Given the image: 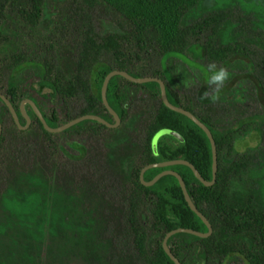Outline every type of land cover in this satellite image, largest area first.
Returning <instances> with one entry per match:
<instances>
[{
	"label": "trees",
	"instance_id": "obj_1",
	"mask_svg": "<svg viewBox=\"0 0 264 264\" xmlns=\"http://www.w3.org/2000/svg\"><path fill=\"white\" fill-rule=\"evenodd\" d=\"M202 1L0 0V93L22 126L26 121L19 105L25 99L52 128L83 115L113 124L100 95L105 76L117 70L159 78L168 101L207 126L217 153L216 180L209 187L183 165L144 174L150 181L164 170L178 173L211 225L207 238L171 236L170 252L181 264H264V210L250 178L264 159V148L258 153L235 148L251 132H264V24L230 8L193 18ZM103 20L114 28L101 31ZM224 27L232 36L227 43L219 38ZM189 52L200 57L201 67L210 62L244 66L230 79L241 86L240 115L207 111L222 102L223 94L215 103L204 98L208 86L201 70L194 98L166 80L162 66ZM106 99L120 119L118 128L88 120L58 134L46 132L28 105L30 124L20 130L0 99V237L18 229L26 254V241L40 247L43 238L61 236L68 251L86 264H174L162 248L165 234L178 228L205 233L207 228L188 207L175 177L145 187L139 173L149 164L185 160L210 181L209 140L190 119L162 103L155 82L134 84L115 76ZM135 118L137 129L129 140L136 150L121 172L110 163L106 143ZM165 130L183 141L163 134L154 152L152 140ZM234 183L249 189L242 202L231 199Z\"/></svg>",
	"mask_w": 264,
	"mask_h": 264
},
{
	"label": "rangeland",
	"instance_id": "obj_2",
	"mask_svg": "<svg viewBox=\"0 0 264 264\" xmlns=\"http://www.w3.org/2000/svg\"><path fill=\"white\" fill-rule=\"evenodd\" d=\"M215 8H230L235 14L249 15L254 17L259 24H264V0H203L192 17L195 18ZM99 25L103 32L114 28V24L107 20L101 21ZM219 38L223 43L231 41L232 36L229 27L221 29ZM176 58L169 60L167 67L162 66V73L170 84L175 83L183 93L194 98L196 90L202 82L201 72L197 68V65L201 64L200 57L189 52L186 56L179 55ZM227 69L232 74V72L242 71L244 66L241 63H234ZM237 87L241 86L229 80L222 91V102L214 106H208L207 111H214L219 114L223 112L224 115L231 118H235L237 114L240 115L242 107L238 104L244 100V97ZM138 114L140 115V112ZM139 115L135 116L139 117ZM137 121L138 119L135 118L126 123L112 133L106 143L107 152L110 154L109 161L118 171L124 172L126 170L130 159L135 153L136 147L134 142L129 140V133L137 129ZM235 148L239 153L248 150H253L255 153L262 151L264 148V132L263 134L258 131L251 132L238 140ZM250 178L254 180L256 203L264 210V159L250 173ZM248 193L249 189L246 186L234 183L231 190V199L242 202ZM58 207L59 205L56 206V208ZM22 235L24 234L14 228L7 235L0 237V264H86L80 255L77 259L76 255L68 251L69 244L61 236L43 238L40 247L38 243L31 242L29 244L26 241L29 250L24 254L22 246L25 241L21 239Z\"/></svg>",
	"mask_w": 264,
	"mask_h": 264
},
{
	"label": "water",
	"instance_id": "obj_3",
	"mask_svg": "<svg viewBox=\"0 0 264 264\" xmlns=\"http://www.w3.org/2000/svg\"><path fill=\"white\" fill-rule=\"evenodd\" d=\"M115 76L123 77L124 79H126L129 82L134 83V84H145V83H149V82L157 83L159 85V88H160V98H161L162 103L168 109H170L171 111L179 113V114L187 117L188 119H190L196 126H198L205 133L206 137L209 140L210 147H211V157H212V164H211L212 178H211L210 181H207V180L203 179L201 177V175L198 173V171L195 169V167L191 163H189V162H187L185 160H173V161L149 164V165L143 167L140 170V173H139V180L142 183V185L145 186V187L153 186L158 180H160L164 176L171 175V176L175 177L177 179L178 183H179V186H180V188L182 190V194L184 196V199H185L188 207L190 208V210L193 213H195L198 216V218L203 222V224L207 228V232H205V233L199 232V231H196V230H193V229H188V228H178V229L169 231L168 233L165 234V236H164V238L162 240L163 251L171 259V261L174 264H181L177 260V258H175L173 256V254L170 252V250H169V248L167 246L168 239L171 236H173L175 234H178V233H186V234H190V235H193V236H196V237H199V238H207L212 233L211 225L209 224L207 219L197 210V208L195 207V205L191 201V199H190V197H189V195L187 193L185 184H184L181 176L178 173H176L174 171H171V170H164V171L158 173L156 176H154L150 181H145L143 177H144V174H145V172L147 170H150V169H153V168H167V167H171V166H175V165H183V166L188 167L192 171V173L195 176V178L201 184H203L204 186L209 187V186H212L214 184L215 180H216L217 153H216L215 142H214L212 134H211L210 130L207 128V126L205 124H203L191 112H189L187 110H184V109H182L180 107L174 106L168 101L167 96H166L165 85H164L162 80H160L159 78H156V77L155 78H152V77L135 78V77L131 76L130 74H128L125 71L114 70V71L109 72L105 76V78L103 80V83H102V86H101V90H100V95H101V100H102L103 106L106 108L108 113L114 119V123L113 124L108 123L106 120L102 119L99 116L83 115V116H80L78 118H75V119L65 123L62 126H59V127H56V128H52L46 123L45 119L43 118L41 112L38 110V108L36 107L34 102L32 100H30V99H25L19 105L20 114L26 121L25 125L22 126L20 124V122H19V118H18L17 112L15 111V109L13 108V106L9 102V100L1 93H0V99L4 102V104L8 108V110H9V112H10L12 118H13L14 123L16 124V126L20 130H26L28 128L29 124H30V118L27 115L26 110H25V106L26 105H28L32 109V111L34 112V114L39 119L40 123L42 124L44 130L46 132H48V133H51V134L61 133V132L65 131V130H67V129H69V128H71V127H73V126H75V125H77V124H79V123H81L83 121H88V120L96 121V122L106 126L107 128L115 129V128H117L120 125V119H119L118 115L116 114V112L109 106V104L107 102V99H106V92H107L108 83ZM1 131H2V127H1V124H0V134H1ZM163 134L171 135L174 138L178 139L179 141H183L181 136L178 133H176V132H173V131H170V130L161 131L152 140V149H153L154 152L156 151L157 140Z\"/></svg>",
	"mask_w": 264,
	"mask_h": 264
},
{
	"label": "clouds",
	"instance_id": "obj_4",
	"mask_svg": "<svg viewBox=\"0 0 264 264\" xmlns=\"http://www.w3.org/2000/svg\"><path fill=\"white\" fill-rule=\"evenodd\" d=\"M197 68L201 70L205 77V84L208 86V91L204 93V98L210 99L213 103L217 102L232 74L227 68L219 66L216 62H210L203 67L197 65Z\"/></svg>",
	"mask_w": 264,
	"mask_h": 264
}]
</instances>
